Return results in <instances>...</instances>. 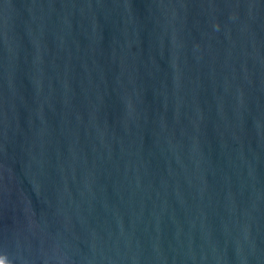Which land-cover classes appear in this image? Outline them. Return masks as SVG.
<instances>
[{
	"label": "water",
	"instance_id": "1",
	"mask_svg": "<svg viewBox=\"0 0 264 264\" xmlns=\"http://www.w3.org/2000/svg\"><path fill=\"white\" fill-rule=\"evenodd\" d=\"M3 264H264V0H0Z\"/></svg>",
	"mask_w": 264,
	"mask_h": 264
},
{
	"label": "snow or ice",
	"instance_id": "2",
	"mask_svg": "<svg viewBox=\"0 0 264 264\" xmlns=\"http://www.w3.org/2000/svg\"><path fill=\"white\" fill-rule=\"evenodd\" d=\"M0 264H3V261H0Z\"/></svg>",
	"mask_w": 264,
	"mask_h": 264
}]
</instances>
